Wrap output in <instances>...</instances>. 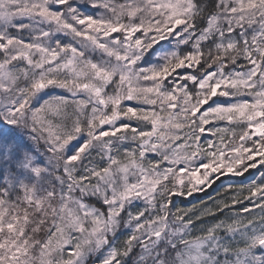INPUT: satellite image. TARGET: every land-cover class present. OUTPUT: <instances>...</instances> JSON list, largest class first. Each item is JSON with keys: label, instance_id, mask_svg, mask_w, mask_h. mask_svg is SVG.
I'll list each match as a JSON object with an SVG mask.
<instances>
[{"label": "snow or ice", "instance_id": "obj_1", "mask_svg": "<svg viewBox=\"0 0 264 264\" xmlns=\"http://www.w3.org/2000/svg\"><path fill=\"white\" fill-rule=\"evenodd\" d=\"M0 264H264V0H0Z\"/></svg>", "mask_w": 264, "mask_h": 264}, {"label": "trees", "instance_id": "obj_2", "mask_svg": "<svg viewBox=\"0 0 264 264\" xmlns=\"http://www.w3.org/2000/svg\"><path fill=\"white\" fill-rule=\"evenodd\" d=\"M209 193L214 195V193H212L211 190H209ZM200 195L203 196L204 194L201 193Z\"/></svg>", "mask_w": 264, "mask_h": 264}]
</instances>
